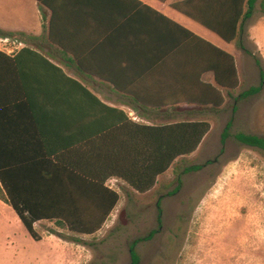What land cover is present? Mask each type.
Listing matches in <instances>:
<instances>
[{
  "label": "trees",
  "instance_id": "1",
  "mask_svg": "<svg viewBox=\"0 0 264 264\" xmlns=\"http://www.w3.org/2000/svg\"><path fill=\"white\" fill-rule=\"evenodd\" d=\"M38 1L41 6L50 5L48 0ZM260 1L264 11V0ZM257 2L175 0L172 6L226 42L237 41L244 48L245 25ZM49 28L50 40L61 46L53 16ZM222 52L226 55L224 75L216 68V78L221 86L234 90L240 85L237 62L231 53ZM256 63L260 82L243 90L240 98L254 96L263 88L264 68L258 59ZM231 127L232 119L221 133L220 154L232 135ZM210 129L207 120L136 122L122 109L102 102L41 52L27 45L15 55L0 49V200L14 209L37 241L42 239L35 226L40 220L77 234L97 233L120 201L119 192L108 184L110 179L118 178L145 193L178 158L195 152ZM233 136L264 151V136L243 131ZM212 161L189 166L185 172L200 170ZM178 180L170 194L180 188ZM156 205L157 228L131 242L130 264L140 263L137 244L149 240L163 224L161 197Z\"/></svg>",
  "mask_w": 264,
  "mask_h": 264
},
{
  "label": "rangeland",
  "instance_id": "2",
  "mask_svg": "<svg viewBox=\"0 0 264 264\" xmlns=\"http://www.w3.org/2000/svg\"><path fill=\"white\" fill-rule=\"evenodd\" d=\"M237 43L243 85L229 98L227 118L219 115L213 121L199 150L178 158L145 193L110 180L120 201L105 226L92 235L77 234L45 220L36 225L42 235L37 241L4 210L13 211L11 206L0 201V264H130L131 242L157 228L160 197L163 224L149 240L137 244L139 264H264V151L233 136L240 131L264 136V85L254 96H239L260 82L256 59L264 68L260 0L245 25V49ZM230 119L232 135L220 154L221 133ZM207 160L213 161L200 170L185 172ZM179 178L180 188L170 194Z\"/></svg>",
  "mask_w": 264,
  "mask_h": 264
},
{
  "label": "crops",
  "instance_id": "3",
  "mask_svg": "<svg viewBox=\"0 0 264 264\" xmlns=\"http://www.w3.org/2000/svg\"><path fill=\"white\" fill-rule=\"evenodd\" d=\"M48 1L51 6H41L38 0H0V39L22 43L14 53L0 47L2 51L15 55L27 45L41 52L102 102L122 109L136 122L209 121L211 129L197 150L212 131L213 121L219 115L227 118L229 98L244 82L238 43L226 42L175 9V0ZM52 16L61 46L50 40ZM222 51L237 62L240 85L234 90L221 86L216 78V68L224 75ZM4 210L23 225L13 208Z\"/></svg>",
  "mask_w": 264,
  "mask_h": 264
},
{
  "label": "built area",
  "instance_id": "4",
  "mask_svg": "<svg viewBox=\"0 0 264 264\" xmlns=\"http://www.w3.org/2000/svg\"><path fill=\"white\" fill-rule=\"evenodd\" d=\"M0 44L8 53H14V51L22 45V43L13 39H0Z\"/></svg>",
  "mask_w": 264,
  "mask_h": 264
}]
</instances>
